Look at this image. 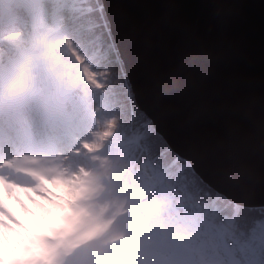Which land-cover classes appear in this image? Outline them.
Returning a JSON list of instances; mask_svg holds the SVG:
<instances>
[{
    "label": "water",
    "instance_id": "obj_1",
    "mask_svg": "<svg viewBox=\"0 0 264 264\" xmlns=\"http://www.w3.org/2000/svg\"><path fill=\"white\" fill-rule=\"evenodd\" d=\"M139 107L211 186L264 206V0H102Z\"/></svg>",
    "mask_w": 264,
    "mask_h": 264
},
{
    "label": "trees",
    "instance_id": "obj_2",
    "mask_svg": "<svg viewBox=\"0 0 264 264\" xmlns=\"http://www.w3.org/2000/svg\"><path fill=\"white\" fill-rule=\"evenodd\" d=\"M35 2L49 7L51 20L59 21L57 31L69 39V48L59 43L53 49L76 56L95 86L90 105L82 102L79 83L77 88L68 83L63 102L67 117L73 115L74 143L98 142L100 153L119 167L116 183L108 181L111 188L105 191L107 209H114L123 234L134 232L148 240L142 250L146 255L136 254L128 264H156L155 256L172 264H223V257L230 264H264V206L229 199L155 129L135 99L102 0ZM60 71L64 76L65 70ZM76 151L75 159L88 166L91 162L80 156L85 150ZM109 222L104 230L112 234L117 228ZM103 257L107 259L99 264H122L115 252L105 251Z\"/></svg>",
    "mask_w": 264,
    "mask_h": 264
},
{
    "label": "rangeland",
    "instance_id": "obj_3",
    "mask_svg": "<svg viewBox=\"0 0 264 264\" xmlns=\"http://www.w3.org/2000/svg\"><path fill=\"white\" fill-rule=\"evenodd\" d=\"M6 1L0 0V90L2 82L20 86L17 79L26 78L23 96L30 103L40 101L35 95L58 89L46 100L49 109L42 114L41 123L33 120L28 108L25 133L32 146L0 154V178L4 182V190H0V264H99L107 259L103 257L105 251L115 252L122 264H128L136 254L146 255L142 250L148 240L134 232L123 234V224L119 226L114 209H107L110 196L105 191L111 188L108 181L116 183L119 167L112 157L100 153L98 142L86 146L82 141L74 143L75 132L70 127L73 115H66L64 93L69 92V84L77 88L79 83L81 100L90 105L96 98L95 86L76 56L53 49L59 43L69 48V39L57 31L59 21L51 20L48 6L40 7L35 0ZM18 2L25 5L24 10ZM29 58L34 61L20 70L19 65L30 62ZM60 70H65L64 76L58 75ZM45 119L48 121L43 124ZM76 148L85 150L80 156L91 162L88 166L75 159L79 157ZM12 158L37 161L23 160V167L30 170L23 175L13 170ZM97 218L102 222L95 221ZM108 221L116 224L112 234L104 230ZM153 260L156 264L170 262L164 256ZM222 263L230 264L225 257Z\"/></svg>",
    "mask_w": 264,
    "mask_h": 264
},
{
    "label": "bare ground",
    "instance_id": "obj_4",
    "mask_svg": "<svg viewBox=\"0 0 264 264\" xmlns=\"http://www.w3.org/2000/svg\"><path fill=\"white\" fill-rule=\"evenodd\" d=\"M10 1H12V0H10ZM30 59H31L30 62L24 63L21 66L19 65L20 70H26L27 69L26 64H28V66H29L30 63H32V61H33L32 58H29V60ZM3 63H5V62H3ZM21 73L23 74L24 77L28 76L24 72H21ZM17 81L19 82L21 87L27 88L28 84L26 85L25 82L28 83V80L26 78H24V79L18 78ZM5 87H10V84H7L6 82H2L1 88H5ZM25 91H26V89H25ZM38 103H41V101H38ZM10 107L12 110L17 111L19 116L17 119H12L7 114L0 113V154L1 155L7 154L8 150H11L12 152H18L20 149H25L27 147H30V145H31V144H29V142L26 141L27 136L25 133L26 124L29 121L28 103L26 100V96H22V97L18 98L16 101L9 100L8 105H7V109H10ZM16 142H20L21 146L17 147ZM23 160L29 161L31 163H35L37 161V159L36 158H27V159L12 158V162H14L13 170L16 173L27 175L30 170L28 168L23 167V164L21 163ZM10 165H12V164H10ZM0 190H2V191L4 190V182L1 181V178H0ZM18 190H19V188H17V191Z\"/></svg>",
    "mask_w": 264,
    "mask_h": 264
}]
</instances>
